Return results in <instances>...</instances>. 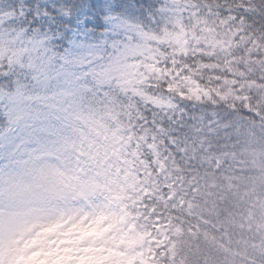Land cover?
Returning a JSON list of instances; mask_svg holds the SVG:
<instances>
[{
  "label": "snow or ice",
  "instance_id": "1",
  "mask_svg": "<svg viewBox=\"0 0 264 264\" xmlns=\"http://www.w3.org/2000/svg\"><path fill=\"white\" fill-rule=\"evenodd\" d=\"M72 251L264 264V0H0V264Z\"/></svg>",
  "mask_w": 264,
  "mask_h": 264
},
{
  "label": "rangeland",
  "instance_id": "2",
  "mask_svg": "<svg viewBox=\"0 0 264 264\" xmlns=\"http://www.w3.org/2000/svg\"><path fill=\"white\" fill-rule=\"evenodd\" d=\"M61 247L62 248H65V247L72 248V245L66 244V245H61ZM60 255L65 257V260L61 261L62 264H81L80 256H82L84 254L72 251V252H67V253L61 252ZM89 255H91V254H89ZM67 257H72V259L69 260V259H67ZM83 264H89V261L85 260V261H83Z\"/></svg>",
  "mask_w": 264,
  "mask_h": 264
},
{
  "label": "trees",
  "instance_id": "3",
  "mask_svg": "<svg viewBox=\"0 0 264 264\" xmlns=\"http://www.w3.org/2000/svg\"><path fill=\"white\" fill-rule=\"evenodd\" d=\"M92 2H94V3H98V4H102L103 3V0H92ZM95 11V14L96 15H100L101 16V23H103V19H102V17H103V12L102 11H100V10H94ZM62 264V263H61Z\"/></svg>",
  "mask_w": 264,
  "mask_h": 264
}]
</instances>
